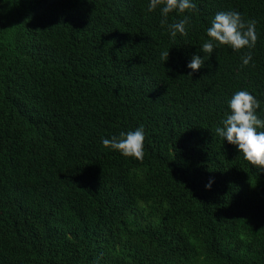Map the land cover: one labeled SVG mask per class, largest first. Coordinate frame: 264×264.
<instances>
[{
  "label": "trees",
  "instance_id": "1",
  "mask_svg": "<svg viewBox=\"0 0 264 264\" xmlns=\"http://www.w3.org/2000/svg\"><path fill=\"white\" fill-rule=\"evenodd\" d=\"M192 2L173 40L150 0H0V264H264V173L215 131L241 90L264 119V0ZM222 11L247 67L201 51ZM140 127L142 161L103 146Z\"/></svg>",
  "mask_w": 264,
  "mask_h": 264
},
{
  "label": "clouds",
  "instance_id": "2",
  "mask_svg": "<svg viewBox=\"0 0 264 264\" xmlns=\"http://www.w3.org/2000/svg\"><path fill=\"white\" fill-rule=\"evenodd\" d=\"M159 8L161 13V27H166L173 40L179 33L187 36V26L191 21V13L197 10V6L192 0H150L147 6L148 12H155ZM175 13L181 17H172L169 23L170 14ZM188 13V14H186ZM209 39L203 43L201 51L210 58L215 48L230 47L233 51L240 53L244 49L241 57L242 65L247 67L253 60L250 51L254 49L258 40L257 21L255 19L245 20L238 11H222L216 13L211 21V26L207 29ZM161 60L168 61L169 51L161 53ZM205 66V56L194 55L187 67L191 69L188 74L198 72ZM230 114L222 121V127L216 128L218 136L226 139L229 144L234 145L239 153L260 173H264V119L257 116V110L261 108V103L248 91H237L229 101ZM145 133L143 127L135 131L120 132L118 136L113 135L111 139L102 138L105 148L118 151L126 158H135L142 161L144 158ZM210 181L206 188L211 189Z\"/></svg>",
  "mask_w": 264,
  "mask_h": 264
}]
</instances>
